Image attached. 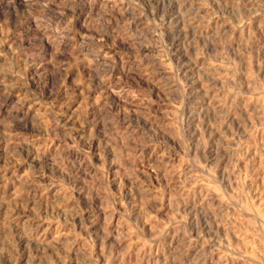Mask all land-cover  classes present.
<instances>
[{
    "label": "rangeland",
    "instance_id": "1",
    "mask_svg": "<svg viewBox=\"0 0 264 264\" xmlns=\"http://www.w3.org/2000/svg\"><path fill=\"white\" fill-rule=\"evenodd\" d=\"M0 264H264V0H0Z\"/></svg>",
    "mask_w": 264,
    "mask_h": 264
}]
</instances>
